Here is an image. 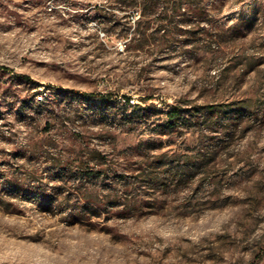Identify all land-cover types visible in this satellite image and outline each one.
I'll return each instance as SVG.
<instances>
[{"label": "rangeland", "instance_id": "rangeland-1", "mask_svg": "<svg viewBox=\"0 0 264 264\" xmlns=\"http://www.w3.org/2000/svg\"><path fill=\"white\" fill-rule=\"evenodd\" d=\"M0 264H264V0H0Z\"/></svg>", "mask_w": 264, "mask_h": 264}, {"label": "trees", "instance_id": "trees-1", "mask_svg": "<svg viewBox=\"0 0 264 264\" xmlns=\"http://www.w3.org/2000/svg\"><path fill=\"white\" fill-rule=\"evenodd\" d=\"M128 2V4H132L135 2V0H126ZM24 78H26L27 80H29L30 82L35 83L31 78L27 77V76H23ZM42 103V102H40ZM179 114V109L178 108H174L172 111L169 112V115L172 119L176 118Z\"/></svg>", "mask_w": 264, "mask_h": 264}, {"label": "built area", "instance_id": "built-area-1", "mask_svg": "<svg viewBox=\"0 0 264 264\" xmlns=\"http://www.w3.org/2000/svg\"><path fill=\"white\" fill-rule=\"evenodd\" d=\"M49 1H72V0H49ZM76 1H81V0H76Z\"/></svg>", "mask_w": 264, "mask_h": 264}]
</instances>
